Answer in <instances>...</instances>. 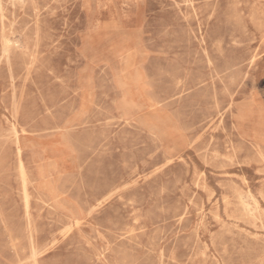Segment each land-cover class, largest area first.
Returning <instances> with one entry per match:
<instances>
[{"label": "rangeland", "instance_id": "374dc122", "mask_svg": "<svg viewBox=\"0 0 264 264\" xmlns=\"http://www.w3.org/2000/svg\"><path fill=\"white\" fill-rule=\"evenodd\" d=\"M262 159L264 0H0V264H264Z\"/></svg>", "mask_w": 264, "mask_h": 264}, {"label": "bare ground", "instance_id": "6f19581e", "mask_svg": "<svg viewBox=\"0 0 264 264\" xmlns=\"http://www.w3.org/2000/svg\"><path fill=\"white\" fill-rule=\"evenodd\" d=\"M177 6V5H176ZM15 37V36H14ZM7 43L8 42H4V51L6 52L7 51ZM252 63V62H251ZM10 68V67H9ZM221 117V116H220ZM12 118V117H11ZM16 148V147H15ZM18 151H20V150H18ZM262 160H264V159H262ZM159 170H161V169H159ZM20 174H21V178H22V182H23V184H25L26 183V174H25V171H24V167H23V165L20 163ZM24 187H25V185H24ZM194 187V186H193ZM196 191V190H195ZM243 191H244V189H243ZM243 199V198H242ZM246 200V199H245ZM245 200H244V202H245ZM255 204V203H254ZM258 205V204H257ZM189 206V205H188ZM257 209V208H256ZM255 212H257V210L255 211ZM196 213V212H195ZM246 215H247V213H245ZM249 214V213H248ZM71 216H72V214H71ZM259 216V215H258ZM226 217V216H225ZM255 218V217H254ZM227 219V218H226ZM256 219V218H255ZM258 221V220H257ZM243 222V221H242ZM253 223V222H252ZM78 224V223H77ZM245 224V223H244ZM243 224V225H244ZM247 226V225H246ZM253 226H254V224H253ZM243 228V227H242ZM244 230V229H243ZM261 230H262V228H261ZM240 231V230H239ZM260 231V230H259ZM70 232V231H69ZM262 235V234H261ZM247 236V235H246ZM240 237V236H239ZM31 243V242H30ZM206 243V242H205ZM225 247V246H224ZM237 251V250H236ZM216 253V252H215ZM225 253V252H224ZM261 258V257H260ZM218 259V258H217ZM246 259V258H245Z\"/></svg>", "mask_w": 264, "mask_h": 264}]
</instances>
